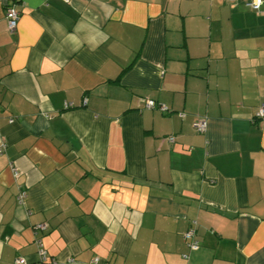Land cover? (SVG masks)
<instances>
[{"label":"crops","instance_id":"0c3cea01","mask_svg":"<svg viewBox=\"0 0 264 264\" xmlns=\"http://www.w3.org/2000/svg\"><path fill=\"white\" fill-rule=\"evenodd\" d=\"M248 1L18 0L11 33L0 0V264H42L36 239L57 264H264Z\"/></svg>","mask_w":264,"mask_h":264},{"label":"built area","instance_id":"2783aa9c","mask_svg":"<svg viewBox=\"0 0 264 264\" xmlns=\"http://www.w3.org/2000/svg\"><path fill=\"white\" fill-rule=\"evenodd\" d=\"M18 0H4V5L6 7L5 11V19L7 23L8 31L11 33H14L17 28L18 20H19V12L16 8V3ZM264 5V0H249L247 3V6L253 10V11H259L261 10L262 6ZM67 107H70L68 104ZM145 109L148 110H160L161 112H170L169 108L164 105L157 103L154 100H146ZM184 115L181 114V117ZM256 118L258 120L264 121V103L260 105ZM208 127V121L204 118H198L195 123V130L198 133H205ZM169 143L175 142V137L169 136L166 138ZM5 151V146H0V154H2ZM26 197V192L22 191L18 195V202L21 204ZM46 225L45 224H39L36 226V232L45 230ZM184 239L188 243V246L191 250H197L199 248V242L196 239V231L194 228L189 229L186 233L183 235ZM37 246V255L40 259V262L42 264H57L55 260L49 261L47 252L45 251L43 244L40 239H36L35 241ZM14 264H29L27 259L24 257H17L14 260ZM91 264H104L101 262L99 258H95L92 260Z\"/></svg>","mask_w":264,"mask_h":264}]
</instances>
